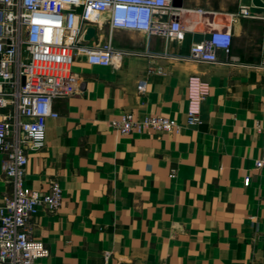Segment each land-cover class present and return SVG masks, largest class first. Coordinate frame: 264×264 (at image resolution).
<instances>
[{
    "label": "crops",
    "instance_id": "crops-1",
    "mask_svg": "<svg viewBox=\"0 0 264 264\" xmlns=\"http://www.w3.org/2000/svg\"><path fill=\"white\" fill-rule=\"evenodd\" d=\"M241 6L251 15H237ZM182 7V41L107 26L101 40L111 34L117 48L138 54L114 66L76 58L79 90L53 100L59 116L47 119L45 145L28 150L27 186L48 193L57 178L63 188L61 206L40 207L32 219L33 238L50 248L36 264H264V167H255L264 155L257 127H264V7L252 0H182ZM215 27L231 30L235 61L146 54H188ZM150 63L166 74H148ZM192 75L209 84L197 125L187 124ZM125 112L174 117L181 127L120 133L109 122ZM2 158L0 203L11 190Z\"/></svg>",
    "mask_w": 264,
    "mask_h": 264
},
{
    "label": "built area",
    "instance_id": "built-area-1",
    "mask_svg": "<svg viewBox=\"0 0 264 264\" xmlns=\"http://www.w3.org/2000/svg\"><path fill=\"white\" fill-rule=\"evenodd\" d=\"M184 10L173 0H0V154L3 174L11 185L0 203V264H36L50 255L46 242L33 238L32 219L40 207L56 211L63 201V188L57 178L51 180L48 193L27 186L28 150L44 147L47 119L59 116L53 100L79 90L80 79L72 70L76 58L85 56L91 64L114 66L127 55L138 54L117 48L111 34L101 40L107 26L182 41ZM236 14L250 16L251 11L241 6ZM88 26L96 29L93 42L84 39ZM232 39L230 29L215 27L207 38L192 42L188 54L168 50L146 54L154 60L230 63L237 59L232 55ZM147 73L166 74V68L150 63ZM188 87L187 124L197 125L202 122L200 105L209 84L192 75ZM145 88L146 80L141 79L138 89ZM109 123L120 133L179 132L181 127L174 117L147 114L138 118L133 112L113 117ZM257 127L264 133V127ZM255 167H264V155ZM249 182L248 175L244 184Z\"/></svg>",
    "mask_w": 264,
    "mask_h": 264
},
{
    "label": "water",
    "instance_id": "water-1",
    "mask_svg": "<svg viewBox=\"0 0 264 264\" xmlns=\"http://www.w3.org/2000/svg\"><path fill=\"white\" fill-rule=\"evenodd\" d=\"M254 5L264 7V0H252ZM173 3L177 6H182V0H173ZM84 39L89 42H93L97 39L96 29L93 26H88L84 33Z\"/></svg>",
    "mask_w": 264,
    "mask_h": 264
}]
</instances>
